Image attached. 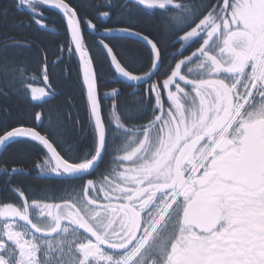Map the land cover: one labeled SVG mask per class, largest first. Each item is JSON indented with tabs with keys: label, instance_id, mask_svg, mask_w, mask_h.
Listing matches in <instances>:
<instances>
[{
	"label": "snow or ice",
	"instance_id": "1",
	"mask_svg": "<svg viewBox=\"0 0 264 264\" xmlns=\"http://www.w3.org/2000/svg\"><path fill=\"white\" fill-rule=\"evenodd\" d=\"M0 29V264H264V0H12Z\"/></svg>",
	"mask_w": 264,
	"mask_h": 264
},
{
	"label": "trees",
	"instance_id": "2",
	"mask_svg": "<svg viewBox=\"0 0 264 264\" xmlns=\"http://www.w3.org/2000/svg\"><path fill=\"white\" fill-rule=\"evenodd\" d=\"M12 5V0H0V7H5V6H9L11 7ZM50 19H55V14H50ZM10 23L8 25V30L12 31V32H22L24 31V29L19 25L20 21H27V15L23 10H17L15 8L11 9V14H10ZM3 29H0V32H2ZM60 31L62 32V29H60ZM69 74H70V79L65 78V79H61L58 81V91L60 92L61 95L64 94H71L74 96H79L80 94V87H79V72L77 69V66L75 65V63L72 64L71 68L68 69ZM59 72V70H58ZM58 105L62 106V102L58 101L57 102ZM24 184L35 191H41L44 189H48L50 191L53 192H58L60 191L61 188H65L67 187V185H60L58 183H56L53 180H47L45 178L42 177H36L35 175L25 179Z\"/></svg>",
	"mask_w": 264,
	"mask_h": 264
}]
</instances>
